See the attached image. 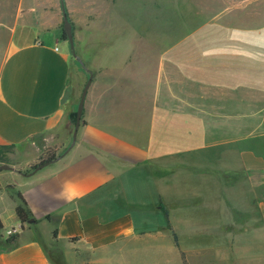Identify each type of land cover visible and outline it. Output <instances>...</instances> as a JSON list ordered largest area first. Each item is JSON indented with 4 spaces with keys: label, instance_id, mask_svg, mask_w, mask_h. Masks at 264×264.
<instances>
[{
    "label": "crops",
    "instance_id": "1",
    "mask_svg": "<svg viewBox=\"0 0 264 264\" xmlns=\"http://www.w3.org/2000/svg\"><path fill=\"white\" fill-rule=\"evenodd\" d=\"M63 3L67 11L70 0H20L0 17V165L15 168L0 171V264L264 260V48L256 41L243 49L242 38L213 33L203 37L219 49L172 48L153 97L133 90L126 52L97 51L76 144L25 173L72 142L83 89L62 44ZM227 11L233 20L224 24L264 34V0ZM16 192L34 222L19 220Z\"/></svg>",
    "mask_w": 264,
    "mask_h": 264
},
{
    "label": "rangeland",
    "instance_id": "2",
    "mask_svg": "<svg viewBox=\"0 0 264 264\" xmlns=\"http://www.w3.org/2000/svg\"><path fill=\"white\" fill-rule=\"evenodd\" d=\"M19 1L0 0V17L9 19L15 13ZM234 2L240 3L241 0H70L67 13L73 24L76 52L89 69L94 53L99 50L111 48V51L126 52L124 65L130 73V80L134 81L136 76L139 85L133 90L140 89L144 95L146 92L147 97H153L157 89L158 73L162 64L170 61L172 48L173 53L182 49H188L191 54L204 53L208 49L203 48L204 44L206 46V43H211V49H219L203 37L213 33L226 38H242L243 49H250L251 43L255 41L264 48V34L259 36L257 32L235 29L234 24H224V21L227 23L233 20V13L227 10ZM254 7L255 4L250 5L247 10L251 13ZM107 36L121 40H101ZM177 40L181 41L176 44ZM223 42L231 45L233 40ZM62 44L70 51L68 41H62ZM72 58L80 70L82 90L89 73ZM132 88L126 92L129 101L134 99L135 91ZM17 193L15 197L18 198ZM11 223V219L7 220V225ZM256 225H259L258 221ZM6 229L2 232L6 233ZM249 252L254 254L255 251L250 249ZM252 264H264V260Z\"/></svg>",
    "mask_w": 264,
    "mask_h": 264
},
{
    "label": "water",
    "instance_id": "3",
    "mask_svg": "<svg viewBox=\"0 0 264 264\" xmlns=\"http://www.w3.org/2000/svg\"><path fill=\"white\" fill-rule=\"evenodd\" d=\"M63 15H64V31L67 35V40L70 44V51L72 56L88 71L89 73V77L83 87L81 96H80V100L77 106V111H76V121H75V125L73 128V136H72V142L71 144L66 148V150L60 154L59 156H57L56 158H54L51 161H47L44 162L42 164H39L38 166H36L29 174H33L35 172H37L38 170L42 169L43 167L49 165L52 162H55L57 160H59L60 158H62L64 155H66L70 149L76 144L77 142V138H78V131L80 129V126L82 124V117H83V112H84V105H85V100L89 91V88L92 84L93 81V72L91 69H89L86 64L84 63L82 57L76 52L75 49V40H74V32H73V24L70 21L67 11L65 9L64 3H63ZM3 170H15V168L9 164H1L0 165V171ZM34 218L30 219L29 222H34Z\"/></svg>",
    "mask_w": 264,
    "mask_h": 264
},
{
    "label": "trees",
    "instance_id": "4",
    "mask_svg": "<svg viewBox=\"0 0 264 264\" xmlns=\"http://www.w3.org/2000/svg\"><path fill=\"white\" fill-rule=\"evenodd\" d=\"M64 38L67 39V35H66L65 32H64ZM76 111H77V106L75 107V109L70 114V120H71V122L73 124V127H74L75 121H76ZM56 157H57V154L55 152H53V153L51 152L48 156L42 158L38 163L33 164L30 169L25 171V173H28V172L32 171L39 164H42V163L47 162V161H51V160H53ZM17 196L19 197V199H21V203L18 205V207L16 209V213H17V216H18L19 220L24 224V223L29 222L30 219L34 218V215L31 212V210L28 208V204H27L26 200L24 199V197L22 196V194L20 192H18ZM2 228H3V223H2V220L0 218V230ZM17 238H18L17 234H13V235L9 236L6 239V241L9 244H12V243L17 241ZM175 239L177 240L176 236H175Z\"/></svg>",
    "mask_w": 264,
    "mask_h": 264
}]
</instances>
